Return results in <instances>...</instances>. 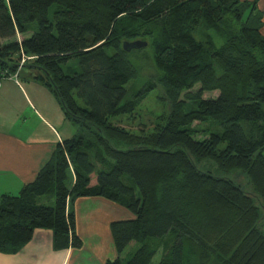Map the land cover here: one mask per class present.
Masks as SVG:
<instances>
[{"label": "trees", "instance_id": "16d2710c", "mask_svg": "<svg viewBox=\"0 0 264 264\" xmlns=\"http://www.w3.org/2000/svg\"><path fill=\"white\" fill-rule=\"evenodd\" d=\"M262 26L257 0H0V75L30 56L23 67L78 128L18 194L0 195V252L38 228L81 248L75 202L105 197L130 213L111 223L106 264L158 253L156 264H264ZM136 39L152 42L170 103L151 130L112 121L155 86L126 98L138 69L122 44Z\"/></svg>", "mask_w": 264, "mask_h": 264}, {"label": "crops", "instance_id": "0c3cea01", "mask_svg": "<svg viewBox=\"0 0 264 264\" xmlns=\"http://www.w3.org/2000/svg\"><path fill=\"white\" fill-rule=\"evenodd\" d=\"M257 7L263 14L264 35V0H257ZM19 80L0 82V195L18 194L51 159L57 145L77 132L49 87L28 69L19 71ZM74 210L84 242L81 248L58 249L53 231L38 228L19 252H0V264H106L116 255L111 223L129 214L124 216L125 209L105 197H81Z\"/></svg>", "mask_w": 264, "mask_h": 264}, {"label": "rangeland", "instance_id": "374dc122", "mask_svg": "<svg viewBox=\"0 0 264 264\" xmlns=\"http://www.w3.org/2000/svg\"><path fill=\"white\" fill-rule=\"evenodd\" d=\"M153 57H154V46L151 41L148 42V45L146 47L140 48V49H134L133 51L130 52V60L137 67L138 74L136 77L131 79L125 85L127 88L126 98L127 99L132 98L140 89H142L149 82L155 83V86L147 93V96L144 98L142 103L137 108L136 114L133 115V118H127L125 116L122 118L112 119L113 122L126 126L127 128H130L132 131H138L139 128L142 126L146 127L147 130H151L157 124V122L160 121L159 120L160 116L166 115L170 111V103L166 97L165 88L163 84L158 80L160 73L157 70L156 65L154 64ZM23 69L30 70L31 68L23 67ZM207 94H210V92H207L206 95ZM215 94L216 93H213V95ZM188 108H191V104H188ZM209 124H210V121L206 123H201V122L196 121L194 123V125H196V127L200 129L204 127L211 128L209 132H222V129L220 126L211 125L212 126L211 127L209 126ZM197 136L201 138L203 137V133L199 132ZM231 175L233 176V178L238 180L241 184L245 185V183L247 182L245 178H242L241 175L239 174L233 173ZM39 202L43 203L45 202V199L42 198L39 200ZM113 203L117 207L120 206L119 204L115 202ZM120 207H123L125 209L124 216L130 214L129 210L126 207L124 206H120ZM121 214L123 215V213ZM122 215H115V216L122 217ZM160 254L161 253H158L154 257L152 264H156L160 260V256H161Z\"/></svg>", "mask_w": 264, "mask_h": 264}, {"label": "water", "instance_id": "95a60500", "mask_svg": "<svg viewBox=\"0 0 264 264\" xmlns=\"http://www.w3.org/2000/svg\"><path fill=\"white\" fill-rule=\"evenodd\" d=\"M147 45H148V41L143 39L126 40L122 44L123 49L127 52H130L133 49H140L146 47Z\"/></svg>", "mask_w": 264, "mask_h": 264}, {"label": "built area", "instance_id": "2783aa9c", "mask_svg": "<svg viewBox=\"0 0 264 264\" xmlns=\"http://www.w3.org/2000/svg\"><path fill=\"white\" fill-rule=\"evenodd\" d=\"M31 59L30 56H26L25 54H22V59L19 63L18 69L16 70L15 73H10V74H6V72H2L0 75V82L6 78H12L14 79L17 83H19V71L22 69L23 65L25 64V62Z\"/></svg>", "mask_w": 264, "mask_h": 264}]
</instances>
